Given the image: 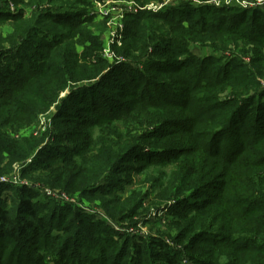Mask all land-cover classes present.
I'll return each mask as SVG.
<instances>
[{
	"label": "rangeland",
	"instance_id": "rangeland-1",
	"mask_svg": "<svg viewBox=\"0 0 264 264\" xmlns=\"http://www.w3.org/2000/svg\"><path fill=\"white\" fill-rule=\"evenodd\" d=\"M51 1L25 6L18 3V0H0V12L12 15L22 9L25 18L44 16L45 13L60 12L62 9L66 12L73 8L75 9L73 12L81 13L80 18L85 22L83 27L72 28L71 39L75 41L81 33L97 37L101 43L98 55L104 64L99 70H93L88 66L61 70L57 67L54 74L46 69L42 74L38 73L26 83L19 85L11 83L9 79L0 80V206L15 209L18 199L22 197L18 189L25 187V190L30 191L34 196L37 211L44 213L48 219L51 216L55 227L67 224L81 227L80 231L86 237L71 238L72 234L55 231L60 236L56 241L57 245L64 239H71L78 243L72 246L71 251L66 255L81 257V255L93 253L96 247L100 250L104 239L116 237L120 240L122 237L117 235L123 233L131 238L130 241L156 242V248L161 244L167 246L179 255L184 264H193V258L203 255L212 264H233V261L235 264H264V244L259 243L261 241L259 237L264 239V224L259 220L264 210H257V204L251 205L249 201L242 203L243 199H255V196L250 195L253 187L240 182L249 166L233 168L231 184L224 194L219 195L216 202L215 199H211L201 207L191 210V202L198 203L199 200L191 198H189L190 202L182 200L183 196L187 197L190 194L189 191L194 186H200L205 182H212L214 185L217 179L219 182L224 180L220 177L219 168H211L209 174L205 167L200 169V166H205L207 162L214 160L206 158L199 152L196 133H201L202 129L216 128L217 125H213L215 115L209 118L213 121L203 123L193 121L191 113L189 114L181 105L175 104L170 106L171 108L164 109L167 111L161 119L166 121L161 128H156L158 124L143 125L136 122L144 116L154 115L155 110L152 107L143 109L131 107L125 115L113 119H100L102 114L105 115L115 109L111 106L113 103L123 104L128 101V96L125 94L126 88H122L119 82L121 66L118 67V65L120 63H127L140 69L143 64L139 61L146 57L155 58L156 62L162 65L176 59L170 54L160 55L165 43L163 34L168 25L155 16L151 21L156 34L151 40L147 39L144 46L134 50L128 44L131 38L127 35L125 39L123 38L126 30L134 28L136 23H133V16L141 10L124 14L120 21L123 29L120 39L118 42L112 41L111 32L117 25L115 27L110 19L118 10L142 7V10L152 11L148 7L162 3L161 9L173 7L171 11L176 15H179L180 9L184 7L190 10L187 14H195L201 10L206 13L207 6H225L231 9L229 14H234L240 9L260 7L264 10V2L256 0H87L86 3L79 4L78 0ZM74 4L76 6H71ZM244 5L247 6L244 7ZM147 14L144 13L138 22L146 21ZM16 21L7 17L0 18V50H15L17 45L14 41L17 40L14 37L15 34L20 33V30L15 32L17 26L19 27ZM115 22L119 23V20ZM234 25L250 31L247 21ZM41 27L50 32V35L66 31L63 26H57L45 18ZM38 39L43 38L32 39L35 51L40 48L41 43ZM187 41L193 57L198 61L204 58L205 62L211 64L210 78L203 82L204 85H199L200 87L196 88V86L193 87L194 84H190L185 89V85L192 80H187V75L181 74L182 68L178 66L175 72L167 70L154 81L160 84L170 83L176 91V102L185 97L191 98L190 95H192L195 99L192 102L196 106L202 104L210 106L213 102L218 104L215 109L216 115L223 112L221 105L233 99L238 100V111L240 109L238 124L230 130L231 134H239L245 129L251 131L257 127L258 119L261 115L264 116V113L259 114L256 111V104L264 102V77L255 78L254 75L264 74V47L249 43L239 33L226 32L222 28L213 30L207 37H188ZM86 45L90 43L87 42ZM28 47L29 45L24 49ZM75 47L77 51H80L81 46ZM12 53H0L1 70L9 68L7 57L15 54ZM15 56L18 57L16 54ZM220 67H226V69L220 73L222 69ZM88 82L101 83L102 86L70 93L75 85ZM1 87L8 90L2 91ZM8 92L10 95L5 98ZM2 93L6 95L3 96ZM238 95L240 96L237 97ZM244 99H254L253 104L244 107L241 104ZM61 105L68 107L70 111L68 117L60 113ZM121 111L120 109V113ZM185 118L188 119L184 121V129H178L177 124L167 122ZM134 136L140 138L132 142ZM56 139L57 141L62 139L64 142L55 143ZM199 140L203 142L202 138ZM136 142L141 146L134 148L133 145ZM84 143H86L85 154L77 156L78 149ZM126 146L133 147L127 152L128 161L110 166L109 157L114 158L116 153L120 155ZM163 148L181 149L184 153L174 151L175 156L182 155L181 160H175V156L171 159L169 156L171 153L161 151ZM62 155L73 156L80 163L78 170L81 172L78 181L83 179L88 182L99 178L100 182L95 185L89 184L86 190L88 193L100 192V195L109 201L106 209L114 212L113 219L102 208L99 198L89 195L80 196L79 191L70 192L44 182L43 172L36 168L42 164L56 165ZM246 157L249 161L251 156ZM44 189L54 194L47 195ZM206 189L207 197L212 195L215 198L214 186ZM175 191L178 196L174 195ZM119 197L121 200L130 199L132 204L137 203V197H139L140 202L137 206L139 204L142 206L136 210H130L129 206L120 214L119 211L123 209L115 203L117 201L115 199ZM177 199L184 201L186 207L187 212L183 218H179L178 215L182 206L177 205ZM234 199L235 203L232 201ZM244 209H249L248 216L244 215ZM210 223L212 225H209ZM88 229L96 230L97 234L95 231L88 232ZM204 229L211 232L206 235L201 231ZM223 235H228V238L221 243H212L220 241ZM99 238L102 242H96ZM6 245L10 246V243ZM131 246L129 244V248ZM13 247L16 246L11 245L4 253L8 255ZM133 249L131 247L130 251L132 252ZM16 251L19 250L15 248L14 252ZM106 264H112V262L109 261Z\"/></svg>",
	"mask_w": 264,
	"mask_h": 264
},
{
	"label": "trees",
	"instance_id": "trees-1",
	"mask_svg": "<svg viewBox=\"0 0 264 264\" xmlns=\"http://www.w3.org/2000/svg\"><path fill=\"white\" fill-rule=\"evenodd\" d=\"M43 1L51 0H18V3L27 6L29 4H39ZM78 2L79 4H84L87 0H78ZM71 6L74 7L76 4ZM172 8L173 7L168 6L158 12L147 10L139 11L133 16V23H136L134 28L129 29L128 31L126 30L123 38L125 39L126 35L131 38V41H129L128 44H130L129 46H131L134 50H138L140 47L144 46L147 39L151 40L156 34L155 30H153L154 26L151 21V19L155 16L162 19L163 22L168 25L163 34V40H165V43L164 47L161 48L160 55L170 54L176 59L162 65L159 62H156L155 58L146 57L143 60L140 59L139 62H142L143 64L140 69L134 68L127 63H120V65H118V67L121 66L119 82L121 83L122 88H126L125 94L128 96V101L123 104L113 103L111 106L115 107V109L109 111V113H106L105 115L102 114L100 119H113L119 117L120 115H125L131 107H138L141 109L152 107L155 110L154 115L149 117L144 116L143 119L136 122L143 125L158 124L156 128H161L166 121L161 119L164 118L162 115L165 111H167L164 109H167L175 104L181 105V107L189 114L191 113L190 116L193 121L197 120V122L203 123L204 121L211 120L209 118L215 115L216 117H214L213 125H217L216 128L212 130L202 129L201 133H196V136L198 137L197 142L199 152H201L206 158H213L214 160L209 163L207 162L205 166H200V169L205 167L206 172L209 174L211 168H219L220 177L224 180L219 182V179H217L216 182H214V185H212V182H205L200 186H194L189 191V197L183 196L182 200H186V202H190L189 198L199 200L198 203H196L197 201H192L194 203L191 202V210L196 207H201L211 199H215L216 202L219 195L224 194L225 190L230 186L234 173L233 168L238 166H249L246 175L243 176L240 182L241 184L244 182L245 185L253 187V191L250 195L255 196V199H243L242 203L244 201H249L251 205L257 204L258 208H252H257V210L263 211L264 116L261 115V118L258 119L259 122H257L259 125L251 131H246L247 129H245L239 134H231L232 131L230 130L238 124L237 120L239 118L238 115L240 111V109L238 111V100L233 99L226 104L221 105L223 112H219L218 115H216L215 109L218 107V104L213 102L210 106L203 104L196 106L192 102L195 99H193L190 94L191 98L185 97L184 99L176 102V91L173 87H171L170 83L160 84L157 81H154V79H157L160 74L166 73L167 70H170L169 72H175V69L178 66H181V74L187 75V80H192L189 84L185 85V89L186 86L189 87L190 84H194L193 87L196 86V88L200 87L199 85L201 84L204 85L203 82L210 78L209 71L212 66L210 63L205 62L206 59L204 58H200L198 61L195 57H193L187 44L188 37H207L213 32V30L222 28L226 32H237L249 43H255L264 47V10L260 7H255L252 9H240L234 14H229L231 9H228L225 6H207L205 7L206 13L203 12L204 10H201L195 14H187L190 10H186V7H184L180 9L181 13L176 15L171 11ZM73 10L75 9L72 8L71 10L64 12L62 9L60 12L45 13L44 16L32 15L33 17L29 16L25 18L24 10L22 9L12 15L0 12V14H2L0 15V18L7 17L12 18L15 21L17 20L16 22H18L17 25H19V27L17 26L15 32L20 30V33L15 34L14 37L17 40L14 41L17 45L15 50H0V53L14 52L18 55V57L15 56V54L11 57H7V64L9 68L0 69V80L9 79L11 83L19 85L21 83H26L31 77L36 74L38 75V73L42 74L46 69H49V73L51 74L55 73L57 67L58 70L87 66L93 68V70L101 69L104 61L101 60L98 55V50L101 47L99 39L97 40V37L91 36L88 33H81L75 41L71 39V35L73 34V31H71L73 30L72 28L83 27V22H85L84 19L80 18L81 13L79 11L78 13H75ZM144 13H148L146 15L147 20L138 22ZM44 18L53 22L57 26H63L67 32L63 31L60 32V34L50 35V32L48 33V31L45 29L43 30L41 27ZM243 21L248 22L250 25V31H246L240 26L234 25ZM35 37L43 38L38 39L41 44L40 48L36 51L34 50L35 45L32 41ZM87 42H89L90 45H86ZM27 45H29L28 49H24ZM76 45L81 46L80 51H77L75 47ZM182 57L183 59H180ZM220 68H222L220 69V73L223 72V69H226V67ZM146 73H148V75H145ZM254 76L255 78H262L264 77V74L256 73ZM100 84L101 83L98 84L94 82H88L80 85L78 84L71 89L70 93L83 92L84 90L87 91L92 88L94 89L95 87L102 86ZM1 90L7 91L8 89L1 87ZM4 95L6 94H3V96ZM9 95L10 92L7 93L5 98H8ZM239 96L240 95L237 97ZM253 100L254 99H244L241 104L244 107H248L253 104ZM63 104H65V102ZM64 106L65 105L60 106V113H64L66 114L64 117H68L70 111L68 107ZM120 109L122 110L121 113ZM256 111L259 114L264 113V102H258L256 104ZM194 113L196 114L194 115ZM187 119L188 118L167 122L177 124L178 129H184V121ZM139 138V136H134L132 142L138 140ZM199 138H202V143ZM85 140L87 141L88 138ZM54 142L62 143L64 141L62 139L57 141L56 139ZM128 146L122 150L120 155L118 153L115 154L114 152L115 157H109L110 166L112 164L117 165L118 163L128 161L127 152L133 147H140L141 144H137L136 142L133 147L129 148ZM85 150L86 143L80 146L77 151V156L85 154ZM161 151L170 152L171 154L169 156L173 159L176 155L174 151L180 152L181 149L163 148ZM181 152L184 153V151ZM247 155L251 156L249 161H247ZM181 156L182 155L175 156L174 158L175 160H181ZM83 158L84 156L81 157V161H83ZM58 160L59 161H57L56 165L53 163L49 165L42 164L36 168L37 170H41L43 172L42 179L44 182L70 192L79 191L80 196H95L96 198H99L102 208L106 211L107 215H109L110 218L115 216L114 212L106 209L109 201L105 200L104 197L100 195V192L93 193L96 192L93 191L92 193H88L86 190L89 184L95 185L100 182L98 181L99 178H94L88 182L83 179L78 181L81 171L78 170V168H80V163L76 161L77 159H74L73 156L62 155ZM202 160L204 159L202 158ZM156 161H158V159ZM110 171L111 170H109V172ZM213 186L216 194L215 198L212 195L207 197V194L205 193L207 190L206 188ZM25 189V187H19L18 192L22 195V197L18 199L15 209L0 206V264H96L97 262L106 264L109 261L112 262V264H184L181 261V258L178 257L179 255L174 251L172 252L169 248H167V246L161 244L156 248V242H143L142 240L130 241L131 238L123 233H119L117 235L122 237V239H120L121 242L116 237L104 239L103 243L100 245V250L96 247V251H93V253L81 255V257L79 255H66L69 251H71V247L76 246L78 243L76 241H71V239H64V241L57 245L56 241L60 238V236L58 235L59 233L55 231L58 230L64 232L65 234H72L71 238H77L78 236L86 237V235L80 231L81 227H74V225L71 224L55 227L52 223L51 216L48 219L44 213L37 211L34 196L30 193V191L27 192ZM176 192L177 191L174 192V195L178 196ZM115 200H117L115 203L119 204V206L123 209L122 211H119L120 214L129 206L130 210H136L139 206H142L141 204L137 206V203L140 202L139 197H137V203L135 204H132L130 199L121 200L119 197ZM232 201L235 203V199ZM176 203L177 205L182 206L180 211H178V215L179 218H183L187 212L184 201L178 200ZM244 210V215L248 216L250 214L249 209ZM259 220L264 224L263 213ZM209 225H212V223ZM89 231L92 230L88 229V232ZM94 231L96 233V230ZM94 231L92 232L94 233ZM201 231L206 235L211 232L208 229ZM227 238L228 235H223L220 241L212 243H221V241H224V239L226 240ZM259 238L261 240L259 243L263 242L264 244V239L261 237ZM96 242H102V239L99 238ZM6 243H10V246H16L13 247L12 250L10 249L11 251L8 255L4 253L10 247L7 246ZM119 243L121 244L118 245ZM129 244H131V247L134 248L132 252L130 251L131 247L129 248ZM15 248L19 251L14 252ZM108 251H110V253H108ZM98 252L100 253L98 254ZM193 264H212V262L206 260L203 255L199 258H193ZM233 264H235L234 261Z\"/></svg>",
	"mask_w": 264,
	"mask_h": 264
},
{
	"label": "built area",
	"instance_id": "built-area-1",
	"mask_svg": "<svg viewBox=\"0 0 264 264\" xmlns=\"http://www.w3.org/2000/svg\"><path fill=\"white\" fill-rule=\"evenodd\" d=\"M256 1H260L261 3L264 2V0H256ZM163 4L162 3H158V4H155V5H152L150 7H148V9L152 10V11H159L161 10V8L163 7L162 6ZM247 5H244V7H246ZM146 8V7H144ZM115 9V8H113ZM143 8L142 7H137V8H134L132 9V7H127V9H124V10H118L116 12V14L114 15L113 18L110 19V22L116 27V29L112 30L111 32V39L112 41H119L120 39V33H122L123 29H122V25L120 23L121 19L124 17V14H128V13H136L137 10H142ZM106 12L104 11V14ZM109 13V12H107ZM115 20H119V23L115 22ZM32 187V185L30 186ZM44 192L47 194V195H53L54 193L50 190H47V189H44ZM159 210H163V209H159ZM161 212V211H160ZM139 235H143L142 233H139Z\"/></svg>",
	"mask_w": 264,
	"mask_h": 264
}]
</instances>
